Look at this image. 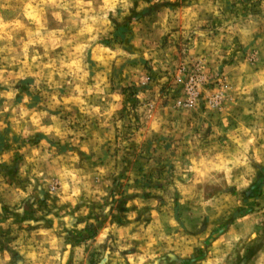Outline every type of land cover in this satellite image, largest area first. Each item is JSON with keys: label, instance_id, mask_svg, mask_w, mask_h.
I'll return each mask as SVG.
<instances>
[{"label": "rangeland", "instance_id": "obj_1", "mask_svg": "<svg viewBox=\"0 0 264 264\" xmlns=\"http://www.w3.org/2000/svg\"><path fill=\"white\" fill-rule=\"evenodd\" d=\"M87 136L103 153L79 150ZM7 150L0 216H87L76 244L131 224L128 249L109 233L77 264H264V0H0ZM36 151L110 171L92 175L100 191L59 204L57 185L44 191L22 165ZM162 207L172 228L147 231ZM25 223L0 234L9 249Z\"/></svg>", "mask_w": 264, "mask_h": 264}, {"label": "crops", "instance_id": "obj_2", "mask_svg": "<svg viewBox=\"0 0 264 264\" xmlns=\"http://www.w3.org/2000/svg\"><path fill=\"white\" fill-rule=\"evenodd\" d=\"M195 14L196 18L198 15L202 18H206L200 13V11H196ZM149 18H151L153 21L157 18V20L160 22L162 21V12H156ZM185 18V25H189L188 21L190 18L188 11L185 15ZM150 25L153 26L152 23ZM161 26L162 24L159 23V27ZM102 142L103 141H101V139H97V136H87L83 140L79 141L78 148L80 151L85 153L90 152L99 155L103 153V151L100 152ZM40 143H42L41 140L39 141V144ZM45 151L48 153L50 152L46 149ZM45 151H36L35 154H30L28 156L24 155L22 157L24 159V161L22 160V165H27L28 168L26 171L30 170L31 172L35 173V176L41 177L42 180H38V182H45L44 185H41L44 191H46L47 185L50 182H53L57 185L54 195L58 199L59 204H70L73 206L76 203L77 197L90 196L92 192L100 191L91 188L92 175H96L95 170H97L98 172H103V175L105 174L106 176L108 174L107 172L110 171L109 163L108 166H106L104 163L103 165H98L97 167L84 169L80 168L79 166H74V164H66L68 163L66 159L67 156L63 152H59L56 154L57 156H48L46 155ZM12 152L13 150L0 152V156H6L7 158L3 160V162H6L5 164L8 163V158L11 156ZM21 152H27V149L23 147ZM186 158H189L191 163L189 170L191 172L197 171L198 164L195 162L196 157L188 154ZM189 188L190 185L188 184L182 186L183 190ZM15 191L19 190L15 189ZM19 193H21V191ZM8 198L9 196L5 198L6 201H4L3 204H7ZM183 200L184 199H181V204L184 203ZM159 210L160 212L157 211L152 214L149 224L147 225V231H152L154 228H156V226L159 227L162 225L164 226L163 229L169 227L172 228V224L175 220H172L173 218L170 214L171 212H169L165 207H162ZM81 218L82 221L78 222L75 219L74 214L44 213L43 215H39L38 218L36 217L35 220H25L28 223L33 222V226L26 228V225L25 230L19 227V233L10 235L11 238L8 241L12 243L11 246L16 247H11V249H9L8 244L4 243L3 241L8 239V237L1 238V235L9 234L13 227L17 228L16 226L18 225L22 226L25 221L20 219L21 221L14 220V222L11 220V216H0V264H77L80 259L84 258L83 261H85L86 257L89 256L90 252L92 251V248L90 247L92 241H95L96 243L102 242L109 233L113 232L116 233L118 243L121 241L120 243L123 246V250L129 248L126 245L134 244L131 243V240L135 235L130 234L132 231L131 224L116 229L112 225H104L91 240L76 244L74 242V240L77 238L75 235L77 233H81L80 228L83 225L82 222L90 220V218L87 216ZM75 221L78 222V224H75ZM11 222L19 223L12 225ZM129 242L130 244H128ZM120 255H123V257H134L135 253L121 251ZM107 258L110 259V257ZM100 263H104V258L101 259Z\"/></svg>", "mask_w": 264, "mask_h": 264}, {"label": "built area", "instance_id": "obj_3", "mask_svg": "<svg viewBox=\"0 0 264 264\" xmlns=\"http://www.w3.org/2000/svg\"><path fill=\"white\" fill-rule=\"evenodd\" d=\"M191 80H192V79H189L188 83H190ZM189 89H191V88H189ZM189 89H188V91H187V94H188V96H187V103H188V104H191L190 97H191L192 94L189 92ZM192 96H193V95H192Z\"/></svg>", "mask_w": 264, "mask_h": 264}]
</instances>
